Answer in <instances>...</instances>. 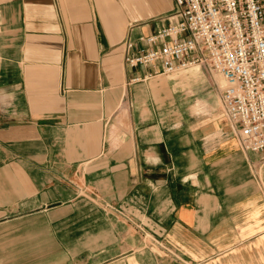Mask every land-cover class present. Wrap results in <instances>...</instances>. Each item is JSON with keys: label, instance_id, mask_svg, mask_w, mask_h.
Instances as JSON below:
<instances>
[{"label": "crops", "instance_id": "obj_1", "mask_svg": "<svg viewBox=\"0 0 264 264\" xmlns=\"http://www.w3.org/2000/svg\"><path fill=\"white\" fill-rule=\"evenodd\" d=\"M174 6L0 0V264H264V155L124 63Z\"/></svg>", "mask_w": 264, "mask_h": 264}, {"label": "built area", "instance_id": "obj_2", "mask_svg": "<svg viewBox=\"0 0 264 264\" xmlns=\"http://www.w3.org/2000/svg\"><path fill=\"white\" fill-rule=\"evenodd\" d=\"M173 1L165 26L126 41L124 63L155 75L192 66L218 74L238 145L264 155V0Z\"/></svg>", "mask_w": 264, "mask_h": 264}, {"label": "rangeland", "instance_id": "obj_3", "mask_svg": "<svg viewBox=\"0 0 264 264\" xmlns=\"http://www.w3.org/2000/svg\"><path fill=\"white\" fill-rule=\"evenodd\" d=\"M158 80L176 84L178 89L184 88L182 92L187 95L188 104L193 105L198 99L206 106V109L201 107L196 110L193 107L191 112L197 115L200 120H204L203 125L209 126V130H224L238 144L236 130L225 114L222 105L220 86L225 83L218 74L204 66H192L175 74L161 75Z\"/></svg>", "mask_w": 264, "mask_h": 264}, {"label": "bare ground", "instance_id": "obj_4", "mask_svg": "<svg viewBox=\"0 0 264 264\" xmlns=\"http://www.w3.org/2000/svg\"><path fill=\"white\" fill-rule=\"evenodd\" d=\"M224 86H225V85H224ZM224 86H223V87H224Z\"/></svg>", "mask_w": 264, "mask_h": 264}]
</instances>
